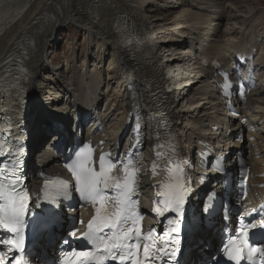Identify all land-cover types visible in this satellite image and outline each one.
<instances>
[{
    "label": "bare ground",
    "instance_id": "bare-ground-1",
    "mask_svg": "<svg viewBox=\"0 0 264 264\" xmlns=\"http://www.w3.org/2000/svg\"><path fill=\"white\" fill-rule=\"evenodd\" d=\"M149 2V0H0V73L6 69L4 66L7 63H18L17 61H20L25 63L28 69L29 80L34 83L35 88H38L40 64L45 59L44 49L47 46L48 41L53 38L54 33L60 27L73 25L77 28L79 27L80 29L88 31L94 40L100 43L99 48L102 51L98 59L100 60L99 64L102 65V68L101 73L98 72L99 74L104 77L106 76L108 81H117L121 84L125 83L127 86L129 85L137 88L140 94V99L143 102L150 99L151 92H157V94H161V101L170 103V109L176 101H174L170 95H165L163 93L162 84L164 78L160 69V61L158 59V56H161V51H163L164 48L160 46V41H155L154 43V39L147 33L142 22L145 18L151 26L152 23H154H151L148 20L146 13L143 11V7L148 6ZM187 2L189 1H186V3ZM194 3L195 0H193L192 3L190 2V4L193 5ZM212 3L213 6L211 5ZM225 3L226 0H210L208 3L214 11L210 9V12H208L210 17H207L209 19L212 18V20L213 18L218 19L214 22L215 24L212 23L210 25L211 33L212 31H217L215 35H213L214 40L210 46L208 54L212 59L216 56L222 55V57L227 60L229 56H233L234 53L239 51L242 52V50L247 48V45L250 44L261 50L258 58V60L261 61L262 56L264 58V45L259 44V40L257 39L259 36L256 37V35H260L261 37V35L263 36L264 34L262 32L260 34V32L254 31V25L252 24L248 25L245 21H243V23H239V21L237 22V20L241 19V15L236 16L237 14L235 13L236 17H234V15H232L227 9L229 6L232 7V4H227L226 7L224 6ZM249 12L252 11L250 10ZM179 15L183 20L188 21L189 25L187 27L192 30L193 26H195L196 12L194 10L192 12L184 11ZM230 15L235 18V21L231 22L232 20H230L227 23V29L230 34H233V27L238 26V30L236 31L235 28V31H233L237 34L234 41L230 39L232 37L228 38L225 35L227 34V31L223 32L220 27L226 19L228 20ZM201 23L203 24V20L199 17L196 26H201ZM125 27H131L132 29V32L128 37L122 35ZM190 30L187 31L191 32ZM238 31L242 33L243 36L239 39ZM208 41L209 38H207L206 44ZM131 44H134V46H131ZM181 48H175L174 46L167 48V55H169V57L173 55H177L176 57L183 56V53L175 54L176 50L178 52ZM107 52H111V54L113 53L111 58L110 56H106ZM185 54V57H181L182 59L185 58V60H183L185 65L181 67V64L183 63L182 61L180 66H174L172 70V81L183 80L184 84L190 85L194 82L193 79H191V76L198 74L195 71L197 66H192L190 64L192 61V53L190 50L185 52ZM162 60H165V58ZM170 66L171 65L169 64V67ZM71 73H76V70L72 69ZM89 75L92 77V80L97 76L87 71L86 76ZM81 78L84 81L85 75H82ZM62 79L63 74L61 75L60 81L56 80L55 82L51 81L48 83L47 87L49 86V90H51L52 87H54L52 89H56L60 85ZM120 80L123 81L120 82ZM205 83L206 81H203L201 82V85ZM109 84H111V82ZM103 85L104 82L99 83L100 88L103 87ZM71 86L67 88V93L65 94L75 92V86L73 88H71ZM200 88L201 86L195 87L192 90V96L202 94L200 107L204 105V108L201 111L199 119L205 122V125H209V119H214L213 115L216 111H220V106L219 104L214 105L212 102L203 103L210 98V96L208 93L202 92V89ZM95 92V94L92 95V99H96L100 94H106L107 92L112 93V89H105L101 93L97 91ZM115 94L116 93H114L113 96ZM210 94L212 96L214 93L212 92ZM262 94H264V92L261 91L259 95ZM113 96L111 95L109 97L112 98ZM128 96L129 93L124 92L122 101H120L118 97L112 100L108 107V115L103 116L105 121H113L108 129V138H106V140L110 141L111 137H114V140H111L109 144L112 147H115L116 138L119 137L118 135L122 130V124H120L119 121H121L123 115L126 114ZM65 97H61L59 102L65 103L69 107L70 103L66 101ZM76 100H79L77 94L76 98H71L69 102L74 101L77 103ZM79 103L83 102L79 100ZM206 104L211 105L208 107ZM248 104L256 114H259L264 118V97L256 95L251 96ZM39 107L40 109L38 110L43 114H40L37 118H31V126L35 133V139L33 141L34 150H36L40 144V135L45 134L46 130L49 128L50 120H58V117L52 112L46 111V109L41 108V106ZM148 109L149 113L153 114V108L148 106ZM176 109L177 108L173 109L171 114L177 119L179 114ZM50 113L51 115H49ZM49 116H53V119ZM113 116L114 118L112 119ZM65 119L66 120L62 121V123L68 125L69 119L71 120L72 117H65ZM190 122L195 123L196 119H192ZM260 139L263 143L258 152L253 154V157L262 155L260 160L254 161L256 162L255 170L258 171V173H263L264 137H258V140ZM36 160L40 162L41 166L43 164V168L47 171L58 172L61 170L56 162L57 158L50 152V149L44 153H38L36 155ZM259 182L264 183V179L259 180Z\"/></svg>",
    "mask_w": 264,
    "mask_h": 264
},
{
    "label": "snow or ice",
    "instance_id": "snow-or-ice-1",
    "mask_svg": "<svg viewBox=\"0 0 264 264\" xmlns=\"http://www.w3.org/2000/svg\"><path fill=\"white\" fill-rule=\"evenodd\" d=\"M3 131H7L4 129ZM8 154L5 143H0V156ZM90 156L80 154L77 156L76 164L70 166L71 170L77 181V191L80 192L81 196L86 200H91L93 204L99 203L100 207L96 209V216L88 225V232L85 234L86 238L96 245L97 251L101 248L104 252L111 256L113 260L124 261L126 259L123 253H113V249H131L133 245L128 241L131 240V233H135V249L136 253L139 252L140 239L152 240L153 233L149 232L147 236H141V231L137 224L139 217L137 216L134 208V204L130 203V196L133 192V184L135 183L134 176L125 173L123 179L114 177L112 175V165H105V160L103 157L100 159V171L97 173L91 167H89ZM5 169L0 168V225H3L8 229L9 232H17L21 230L22 227V216L24 210L27 207L26 204V194L18 193L15 187L16 184V173L15 171L9 173L13 179L9 183H5L8 180V176H4ZM103 185V189L115 188L118 190L117 196L111 198L113 203L109 207L106 203L109 198L105 197L103 189L100 185ZM166 208H174L179 214V207L183 203V195L180 191L173 192L170 194V198L164 201ZM155 211L159 214L161 209L156 208ZM135 217V219H134ZM131 220L133 227L125 228L124 226ZM170 223H175L170 221ZM105 229H111L112 234L107 239L104 236L98 235L99 232H103ZM178 232V228L173 227L170 229L169 233L165 235H170L171 233ZM75 235V233H72ZM171 243L175 244L176 240L173 238ZM5 243L14 244L19 247V242L16 240H7ZM237 255H233L232 251H229V259L237 260L239 258V253L243 249H237ZM164 252V248L156 247L155 258L159 259L160 253ZM176 249L173 248L169 256L175 255ZM260 252L264 255V249L252 248L250 250V256L252 253ZM136 253L129 251L127 253L128 257H133ZM144 258L148 260L150 257V246L145 245L143 249ZM73 256L77 258H83L85 260L95 259L97 264L104 259V257H94L92 253L87 251H82L79 253L73 252ZM134 264H141L139 260H135Z\"/></svg>",
    "mask_w": 264,
    "mask_h": 264
},
{
    "label": "rangeland",
    "instance_id": "rangeland-1",
    "mask_svg": "<svg viewBox=\"0 0 264 264\" xmlns=\"http://www.w3.org/2000/svg\"><path fill=\"white\" fill-rule=\"evenodd\" d=\"M149 1L151 3L149 2L148 6L143 7V11L146 13L148 20L151 23L152 22L154 23H152L151 26L148 23L147 19L145 18H144L145 20L143 19L142 22L144 24L147 33L154 39L153 40L154 43L155 41L157 42L160 41V46L164 48V50L161 51V56L162 59L164 58L166 59L167 56H168L167 58H169V55H167L168 52L167 48H170L172 46L178 48V46L175 45L179 44L178 42L180 41L179 39H181V35L185 33L184 30L180 29L181 25H185L182 26V28H186V32H188L187 30H190L189 27H187L189 25L188 21L183 20L179 14L184 11L192 12V10L189 9V6L186 7L187 6L186 1L192 3L193 0H183V6L180 5L176 9H171L172 6L171 7L169 6L171 4L177 5L178 4V2H176L177 0H157V1L149 0ZM227 4H232V7L230 6L227 7ZM224 6L227 7L228 11L231 12V14L234 15V17L241 15V19L237 20V22L239 21V23H243V21H245L246 24L248 25L252 24L254 25L253 28L254 31L256 32L258 31L260 32V34L262 32L264 34V0H226ZM250 10L252 12H249ZM246 15L248 18L246 17ZM229 18L228 20L224 21L223 30L225 32L227 31L226 32L227 34L225 35L228 38L232 37L230 39L234 41L237 34L233 31H235V28L237 31L238 26H234L232 30L233 34H230L229 30L227 29V23L230 20H232L231 22L235 21V18H233L231 15ZM238 33L241 34L239 31ZM257 36H259L257 39H261L262 44L264 45V35L263 36L261 35V37L260 35H256V37ZM54 46H56L55 48L57 50L56 63H55L56 66L54 69L58 74L60 71H62L63 74V79L59 85L60 88L62 85H64L65 86L64 88L67 89L69 86H71L70 84L75 83L74 88L79 89L80 88L79 86H81V76L84 75L83 73H85L87 70H90L92 72L91 74H94L93 73L94 71H98L99 73H101L102 65L99 64L100 60L98 59L102 51L99 48L100 43L94 40V38L90 35L88 31L80 29L79 27L77 28L76 26L73 25L62 26L54 33L53 38H51L48 41L47 46L44 49V57H46L45 54H47L46 53L47 48L53 49ZM112 55L113 53L111 54V52L106 53V56L108 57L110 56V58ZM176 56L177 55L170 56V59L168 60L169 61L172 60L173 63H168V67L169 64L172 66L181 60V56L179 57ZM86 61L87 63H85ZM164 62L166 63L168 61L164 60ZM72 69L76 70V73H71ZM98 72L95 74V76L99 74ZM85 74H87V72ZM99 75L101 76V74ZM50 80L53 81L52 78H50ZM55 81L56 80H54L53 82ZM110 82L112 83V81ZM180 82H183V80H181ZM39 83L40 80L38 81V85H40ZM41 84H43L41 86V91L44 92L45 83H41ZM64 88L63 90H59V88H56L55 90H57L59 94L65 97L64 95H66L65 94L66 90L65 92H63ZM108 89L110 90L112 89L113 92L114 89H118V87L116 86L109 87ZM51 93H56V91L52 90ZM61 95H58V97H62ZM45 97L48 103H51L50 102L51 97H49V95H46ZM62 105L65 106V104ZM183 105L184 103H182V107ZM66 106L68 107L67 104ZM185 117H187V115Z\"/></svg>",
    "mask_w": 264,
    "mask_h": 264
}]
</instances>
